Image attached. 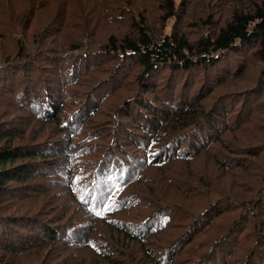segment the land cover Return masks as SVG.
<instances>
[{
  "label": "trees",
  "instance_id": "obj_1",
  "mask_svg": "<svg viewBox=\"0 0 264 264\" xmlns=\"http://www.w3.org/2000/svg\"><path fill=\"white\" fill-rule=\"evenodd\" d=\"M0 264H264V0H0Z\"/></svg>",
  "mask_w": 264,
  "mask_h": 264
},
{
  "label": "rangeland",
  "instance_id": "obj_2",
  "mask_svg": "<svg viewBox=\"0 0 264 264\" xmlns=\"http://www.w3.org/2000/svg\"><path fill=\"white\" fill-rule=\"evenodd\" d=\"M17 204L21 206L22 203L17 199ZM11 205H13V203H11ZM27 209H29V207H27Z\"/></svg>",
  "mask_w": 264,
  "mask_h": 264
}]
</instances>
